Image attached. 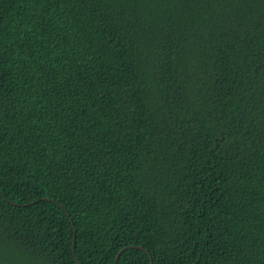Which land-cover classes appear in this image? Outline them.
I'll list each match as a JSON object with an SVG mask.
<instances>
[{"label":"trees","instance_id":"1","mask_svg":"<svg viewBox=\"0 0 264 264\" xmlns=\"http://www.w3.org/2000/svg\"><path fill=\"white\" fill-rule=\"evenodd\" d=\"M151 262L264 264V0H0V264Z\"/></svg>","mask_w":264,"mask_h":264},{"label":"water","instance_id":"2","mask_svg":"<svg viewBox=\"0 0 264 264\" xmlns=\"http://www.w3.org/2000/svg\"><path fill=\"white\" fill-rule=\"evenodd\" d=\"M74 248H75V246H74ZM151 264H152V262H151Z\"/></svg>","mask_w":264,"mask_h":264}]
</instances>
